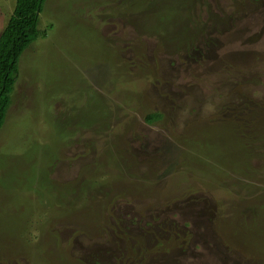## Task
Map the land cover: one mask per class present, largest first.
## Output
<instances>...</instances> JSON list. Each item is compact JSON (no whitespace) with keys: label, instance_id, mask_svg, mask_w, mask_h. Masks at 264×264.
Listing matches in <instances>:
<instances>
[{"label":"rangeland","instance_id":"374dc122","mask_svg":"<svg viewBox=\"0 0 264 264\" xmlns=\"http://www.w3.org/2000/svg\"><path fill=\"white\" fill-rule=\"evenodd\" d=\"M38 27L0 264H264V0H47Z\"/></svg>","mask_w":264,"mask_h":264},{"label":"trees","instance_id":"16d2710c","mask_svg":"<svg viewBox=\"0 0 264 264\" xmlns=\"http://www.w3.org/2000/svg\"><path fill=\"white\" fill-rule=\"evenodd\" d=\"M46 1L17 0L14 12L0 35V129L12 104L20 59L40 35V13L44 10ZM163 118L162 112H151L146 116V121L157 123ZM226 129L220 130L225 132ZM232 130L234 131L233 128Z\"/></svg>","mask_w":264,"mask_h":264}]
</instances>
